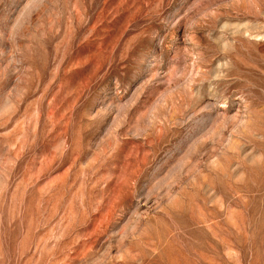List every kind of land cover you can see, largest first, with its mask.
Returning a JSON list of instances; mask_svg holds the SVG:
<instances>
[{
  "label": "rangeland",
  "instance_id": "374dc122",
  "mask_svg": "<svg viewBox=\"0 0 264 264\" xmlns=\"http://www.w3.org/2000/svg\"><path fill=\"white\" fill-rule=\"evenodd\" d=\"M0 264H264V0H0Z\"/></svg>",
  "mask_w": 264,
  "mask_h": 264
}]
</instances>
